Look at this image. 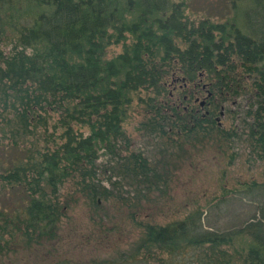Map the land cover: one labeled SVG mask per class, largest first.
Instances as JSON below:
<instances>
[{"label":"trees","instance_id":"obj_1","mask_svg":"<svg viewBox=\"0 0 264 264\" xmlns=\"http://www.w3.org/2000/svg\"><path fill=\"white\" fill-rule=\"evenodd\" d=\"M217 1L220 15L213 2L190 10L193 0H0V252L17 234H54L67 180L100 197L101 155L131 182L157 178L129 149L132 107L152 140L241 131L264 161V0ZM228 101L237 124L225 131L216 118ZM243 186L258 213L243 224L209 230L197 210L143 225L139 246L165 264H264V182Z\"/></svg>","mask_w":264,"mask_h":264},{"label":"rangeland","instance_id":"obj_2","mask_svg":"<svg viewBox=\"0 0 264 264\" xmlns=\"http://www.w3.org/2000/svg\"><path fill=\"white\" fill-rule=\"evenodd\" d=\"M211 2L209 12L220 15L217 0H193L190 10ZM106 50L111 57L122 49L116 44ZM229 109L234 111L236 104L228 101L225 114L216 118L225 131L237 124ZM127 115L122 126L129 149L149 158L158 179L151 175L148 183L131 182L125 173L115 172L108 154L99 156L103 194L91 200L67 180L59 191L67 208L54 234L30 240L17 234L9 250L0 252V264H165L162 251L139 246L143 225L166 226L198 210L203 228L223 231L258 214L256 202L240 192L245 183L264 182V161L251 153L243 132L173 147L144 135L140 107Z\"/></svg>","mask_w":264,"mask_h":264},{"label":"water","instance_id":"obj_3","mask_svg":"<svg viewBox=\"0 0 264 264\" xmlns=\"http://www.w3.org/2000/svg\"><path fill=\"white\" fill-rule=\"evenodd\" d=\"M200 105H203V101L200 102Z\"/></svg>","mask_w":264,"mask_h":264}]
</instances>
